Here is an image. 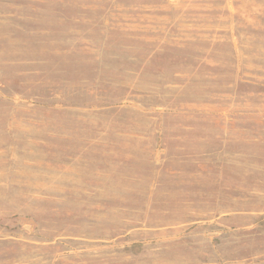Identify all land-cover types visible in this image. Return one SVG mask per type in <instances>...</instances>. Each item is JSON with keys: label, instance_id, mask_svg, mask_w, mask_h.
<instances>
[{"label": "rangeland", "instance_id": "374dc122", "mask_svg": "<svg viewBox=\"0 0 264 264\" xmlns=\"http://www.w3.org/2000/svg\"><path fill=\"white\" fill-rule=\"evenodd\" d=\"M0 264H264V0H0Z\"/></svg>", "mask_w": 264, "mask_h": 264}]
</instances>
